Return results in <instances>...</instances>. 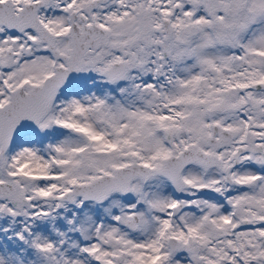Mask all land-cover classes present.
<instances>
[{"label":"snow or ice","instance_id":"obj_1","mask_svg":"<svg viewBox=\"0 0 264 264\" xmlns=\"http://www.w3.org/2000/svg\"><path fill=\"white\" fill-rule=\"evenodd\" d=\"M0 264H264V0H0Z\"/></svg>","mask_w":264,"mask_h":264}]
</instances>
